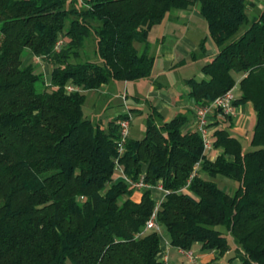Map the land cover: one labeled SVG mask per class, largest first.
<instances>
[{"label":"trees","instance_id":"trees-1","mask_svg":"<svg viewBox=\"0 0 264 264\" xmlns=\"http://www.w3.org/2000/svg\"><path fill=\"white\" fill-rule=\"evenodd\" d=\"M251 2L0 0V264H164L160 233L144 231L159 184L168 193L157 221L172 247L218 252L206 264H264V10L251 20ZM194 7L219 53L201 68L209 79L187 80L190 94L201 105L238 84L235 105H253L252 130L236 135L216 114L213 159L187 114L165 121L154 107L119 156L125 112L94 121L87 92L151 76V30ZM91 40L96 59L85 55ZM28 53L49 64V81L24 64ZM117 156L130 180L151 187L117 178Z\"/></svg>","mask_w":264,"mask_h":264},{"label":"crops","instance_id":"crops-1","mask_svg":"<svg viewBox=\"0 0 264 264\" xmlns=\"http://www.w3.org/2000/svg\"><path fill=\"white\" fill-rule=\"evenodd\" d=\"M251 1V4L248 5L247 12L249 18L252 20L264 10V0ZM246 28L247 26L243 27L241 32ZM153 32H155V37L152 39ZM203 39H206L205 52L200 49V43ZM149 43L150 54L154 57L152 74L140 80L124 81L122 84L114 83L116 84L114 88L116 90H112V93L119 96V93H117L118 87L123 86L126 89V95L122 94L123 98L125 97L126 99V97L131 95L132 101L135 104L129 105L125 102V109L114 116V118L128 110H130L134 116L136 114H142L144 113L143 105L148 104L151 111L152 108L155 107L157 111L162 114L163 120L165 121H170L178 114H187L189 116L187 128L191 127L194 123L195 111L198 107V103L190 94L191 87L187 80L194 76L189 78L180 77L178 80L171 81L170 79L172 78H170L169 74L181 72L190 64L198 63V61L207 63L219 53L218 47L209 35L207 22L197 7L189 10H173L161 24L153 27L149 35ZM139 48L142 49L143 45H139ZM38 60H40V64L47 63L41 58H38ZM48 71V76L46 77L47 81H49L50 77V70L48 69ZM194 78L202 80L209 79V76L204 74L201 70L198 77L196 76ZM241 78V75H237L238 83ZM107 86L108 84H105L102 89L90 91L92 93L89 101L91 105L96 106L97 100L102 94L101 90L110 89ZM235 89L239 90L238 84L235 86ZM235 89L234 91H236ZM236 96L239 97L240 93L237 92ZM126 101H128V99H126ZM237 109V116L231 119V130L236 135L243 137L247 135L254 126L255 111L250 102L240 103L237 105ZM218 117L215 119V122H218V124L215 125L216 128L223 125L222 121L218 120ZM214 152V156L211 157L213 159L221 152V149H217ZM210 153L211 151L208 154ZM154 191L159 195L162 194L158 189H154ZM160 236L162 248L160 253L161 259L163 255H167V264H170L172 253L177 255L182 253H180L177 248L170 245L167 236L162 233ZM193 250L195 252L196 264H206L218 254L216 251H202L199 246H196ZM175 251L176 253H174ZM183 257L185 259L181 258L179 261L177 259L173 264H191L185 256ZM219 261L220 264H222L221 260Z\"/></svg>","mask_w":264,"mask_h":264},{"label":"built area","instance_id":"built-area-1","mask_svg":"<svg viewBox=\"0 0 264 264\" xmlns=\"http://www.w3.org/2000/svg\"><path fill=\"white\" fill-rule=\"evenodd\" d=\"M61 44H62V40H59L57 43V49L60 48ZM71 90H74V88L71 85H68L67 91H71ZM236 98L237 96L234 89H230L225 93L217 96L214 100L198 105V107L196 108L194 123L191 127L188 128L189 129L196 128L201 134L205 154L209 153L211 150L214 149V140H215L214 131L216 129L214 122L217 117L216 114H218L219 116H230L231 118L236 117L238 113L237 105H235ZM125 115H126L125 117L120 118L118 120V124L120 127V138L117 142V150L119 156L124 152L126 142L130 137L131 123L133 118V114L129 111H126ZM115 162H116L115 165L116 171L120 175H122L127 181L132 183V185H134L136 188L141 190L147 187H151L149 184H147L144 181V176H142L139 181L130 180L125 175L124 170L119 162L118 156L115 158ZM199 166H200V162H198L195 165L187 185L184 188H182V190L188 191V186L192 178L195 175H197ZM153 188L160 190L162 194L159 195L158 193H156L157 205L154 209L153 214L148 219L144 231L146 232V231L156 230L160 233L162 231V227L157 221V212L165 194L168 193V190L164 189L162 184H159L158 186ZM177 250L180 253H182L191 264H196V257L194 250L184 249V248H177ZM162 260L164 264H167L168 261L167 255H163Z\"/></svg>","mask_w":264,"mask_h":264},{"label":"rangeland","instance_id":"rangeland-1","mask_svg":"<svg viewBox=\"0 0 264 264\" xmlns=\"http://www.w3.org/2000/svg\"><path fill=\"white\" fill-rule=\"evenodd\" d=\"M154 37H155V32H153L152 39ZM94 51H95V43L93 40H91V41H89V43L86 46V54L85 55L89 56L92 59H96V57L94 55ZM39 61L40 60H38V58L33 56L31 53H28L24 57V64H26L28 62H34V63L38 64L40 66L41 70H43L44 72L46 71L45 75L47 77L48 76L47 74L49 72L48 69L50 70L51 67L47 63L40 64ZM204 64L205 63L203 61H198V63L190 64L187 68L183 69L181 72L170 73L169 76H170V78H172L170 80L171 81L178 80L180 77H187V78L193 77V76L198 77L199 72L201 71V67ZM40 68H39V70H40ZM114 83H121L122 84L123 82H119V81L110 82V84H108V86H107L108 88H110L109 90L108 89L101 90L102 94L98 98L96 106L91 105V102L89 103L90 98L92 96V93L87 92L88 98H87V103H86V110L87 111L89 110L88 112H90V114H91L90 116L94 121H97L98 119H101V118L105 119V122L111 120L119 112H121L125 109V105H124L125 102H127V104H129V105H131V104L135 105L132 101L131 95H129V97H126V99H128V101H126L125 97L123 98L122 94L126 95L125 87H123V86L118 87L119 91L117 90V93H119V96L112 93L113 92L112 90H116V89H114L116 87V84H114ZM235 90H236L235 91L236 93L239 92L238 89H235ZM143 109H144L143 110L144 113L136 114L132 118L130 136H132L134 138H142L145 134L146 121H147L148 115L151 113V109H150V107H148V104H144ZM214 154H215V152H211L209 155H210V157H212V156H214ZM119 175L120 174L117 175V178H123L122 175H120V176ZM216 181H217L218 186L220 188L226 189L227 191L233 190L235 187V183L233 181H231L227 178H224L222 176H218V178H216ZM161 233L164 234L165 236H167L164 229H162L160 234ZM174 253H176V251ZM183 256H182V254L177 255V254L172 253V255L170 257V264H173L175 261H177V259H178V261L181 260V258L185 259Z\"/></svg>","mask_w":264,"mask_h":264}]
</instances>
